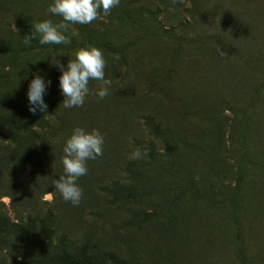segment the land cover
<instances>
[{
	"label": "rangeland",
	"instance_id": "1",
	"mask_svg": "<svg viewBox=\"0 0 264 264\" xmlns=\"http://www.w3.org/2000/svg\"><path fill=\"white\" fill-rule=\"evenodd\" d=\"M6 1L5 9L11 2L27 9L31 25L61 22L47 13L51 0ZM72 27L79 36L68 45L25 46L31 26L0 25V115L17 117L12 105L39 74L51 81L46 93L58 103L62 126L68 133L76 126L99 130L103 154L77 181L79 206L51 186L63 174L54 146L48 172L21 181L14 206L2 197L0 216L30 223L42 239L51 211L53 256L87 255L103 264H264V0H120L107 17ZM104 43L121 50L118 60ZM88 45L104 53L109 95L99 100V82L90 80L84 106L64 109L60 73L49 60L58 56L66 65ZM217 46L225 57H217ZM105 131L119 143L109 144ZM136 148L148 155L129 159ZM115 167L140 169L139 176L124 174L130 192L120 200L103 191ZM54 197L56 207L41 205ZM39 259L26 243L0 234V264Z\"/></svg>",
	"mask_w": 264,
	"mask_h": 264
},
{
	"label": "clouds",
	"instance_id": "2",
	"mask_svg": "<svg viewBox=\"0 0 264 264\" xmlns=\"http://www.w3.org/2000/svg\"><path fill=\"white\" fill-rule=\"evenodd\" d=\"M120 0H51L47 13L61 18V22L53 23L51 20H43L32 23V31L23 37V44L30 46L31 41L38 38V43L43 45H68L71 37L79 36V32L73 25H88L101 15L107 17L111 9L117 7ZM218 58L226 56L225 50L216 47ZM58 56L50 58L49 63L56 67L60 75L58 77L59 94L63 97L64 109L81 108L85 99L92 93L89 81L99 82L95 96L103 100L109 95L112 81L105 78L106 60L104 53L92 46L74 50L72 59L66 65L61 64ZM113 59L118 60V54H113ZM51 81H46L39 74H34L27 85L25 92L28 111L35 115L37 112H46L44 95ZM104 137L97 129L86 130L83 127H73L69 135L64 139L60 157V165L63 174L59 179H51L54 188L63 201L72 206H79L82 199V189L77 181L87 175V162L95 160L103 154ZM148 155L147 150L136 148L129 154V159L136 160Z\"/></svg>",
	"mask_w": 264,
	"mask_h": 264
},
{
	"label": "trees",
	"instance_id": "3",
	"mask_svg": "<svg viewBox=\"0 0 264 264\" xmlns=\"http://www.w3.org/2000/svg\"><path fill=\"white\" fill-rule=\"evenodd\" d=\"M6 3V0H0L1 27L4 30L14 31L21 29V27L29 28L31 26V30L27 32V35L30 34L32 31V25L30 24L31 13L29 14L27 9L23 10L24 8H19L17 4H13L12 2L5 9L3 5ZM25 15L29 16L24 17ZM10 21L13 23V29L11 28L12 24ZM165 32L163 31L162 33ZM166 38L172 37L166 36ZM31 42L38 44V38ZM103 46L108 53L119 54L121 52L119 48L113 45L104 43ZM6 47V49L13 50L11 45H6ZM43 99L47 105L46 112L44 113L37 112L35 115L30 113L28 111L26 96H23L19 102L11 107L18 112L17 117L9 119L3 114L0 115V199L2 197L9 198V205L11 206L15 205L14 195H17L18 192L15 190L16 186L21 181H28L42 173L48 172L50 168V155L48 152L54 146H58L61 149L64 139L69 135L68 131L62 126L63 117L57 114L58 103L47 93H45ZM143 119L144 124L148 122L150 125L154 136L163 137V132H160L158 125H154L152 120L147 117H140L139 122ZM108 132L105 131L107 135L105 139H109V144H117V137L112 136V134L110 136ZM130 141H132L133 146L137 144L136 137H131ZM126 145L123 146L125 152L128 151V144ZM126 173L139 176L140 169L128 170L115 167L112 177H109V179L112 178L111 187L108 189V186H105L103 191L113 195L116 200H120L121 194L129 193L130 189L121 181L124 179V174ZM129 197L128 195V197L123 199H128ZM57 203L58 200L55 197L52 198L51 203L41 201V205L43 207L47 206V209L56 207ZM1 206H3V203L0 202ZM52 223L53 215L50 211L48 212L47 219L41 223L43 238L38 239L35 237L30 223L22 226L0 216V234L12 236L35 249L39 254V264H103L102 261H96L87 255L80 256L66 253H62L59 256L50 255L47 240L52 235L49 226Z\"/></svg>",
	"mask_w": 264,
	"mask_h": 264
}]
</instances>
